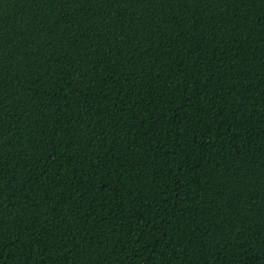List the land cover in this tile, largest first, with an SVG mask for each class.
Listing matches in <instances>:
<instances>
[{"label": "trees", "instance_id": "1", "mask_svg": "<svg viewBox=\"0 0 264 264\" xmlns=\"http://www.w3.org/2000/svg\"><path fill=\"white\" fill-rule=\"evenodd\" d=\"M0 264H264V0H0Z\"/></svg>", "mask_w": 264, "mask_h": 264}]
</instances>
